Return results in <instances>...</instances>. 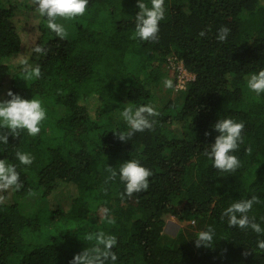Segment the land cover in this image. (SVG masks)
Instances as JSON below:
<instances>
[{"label":"trees","instance_id":"obj_1","mask_svg":"<svg viewBox=\"0 0 264 264\" xmlns=\"http://www.w3.org/2000/svg\"><path fill=\"white\" fill-rule=\"evenodd\" d=\"M0 103V264H264V0H0Z\"/></svg>","mask_w":264,"mask_h":264},{"label":"rangeland","instance_id":"obj_2","mask_svg":"<svg viewBox=\"0 0 264 264\" xmlns=\"http://www.w3.org/2000/svg\"><path fill=\"white\" fill-rule=\"evenodd\" d=\"M82 18L71 14L67 9H58L53 13V16L49 22V30L51 33L56 36L58 33H72L74 30V26L78 25ZM59 29L58 31L56 30ZM28 28L24 29V32L27 33ZM24 34V36L26 35ZM68 37V36H67ZM69 38V37H68ZM25 41V39H24ZM172 62L164 63L159 71V86L157 93L161 99H179L180 92L176 91L173 85L174 81V63ZM174 62V63H173ZM174 65V66H172ZM31 75L30 74H22L19 76V82L22 84H26L29 82ZM254 81V80H253ZM244 89L251 97H256L258 93V85L256 81L249 82L244 85ZM26 107L25 106H17L11 107L7 104L0 103V118L3 123L6 124H15L21 121H24L26 118ZM62 111V108L58 110V114ZM7 172V168L5 164H0V177H2ZM71 192L69 185H63L59 188L53 196L46 198L42 196L39 192H36L31 195H27L24 198H20L19 202L22 207V211L26 214H32L39 212L40 210H47L48 207L52 205V207L68 205L69 199H66ZM65 198V200H64ZM104 207L99 208V215L103 214ZM165 233L167 236H174L182 227V223H180L174 216L167 215L165 216Z\"/></svg>","mask_w":264,"mask_h":264},{"label":"built area","instance_id":"obj_3","mask_svg":"<svg viewBox=\"0 0 264 264\" xmlns=\"http://www.w3.org/2000/svg\"><path fill=\"white\" fill-rule=\"evenodd\" d=\"M173 61L176 62H173L174 65L176 64L175 66L172 65L174 66V88L176 91H181L185 88L187 81L193 78L194 75L185 68L181 60ZM169 62H172L171 59L169 60Z\"/></svg>","mask_w":264,"mask_h":264}]
</instances>
